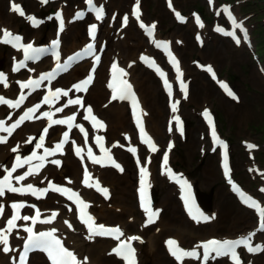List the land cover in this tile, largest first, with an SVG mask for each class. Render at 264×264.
<instances>
[{
	"label": "rangeland",
	"instance_id": "374dc122",
	"mask_svg": "<svg viewBox=\"0 0 264 264\" xmlns=\"http://www.w3.org/2000/svg\"><path fill=\"white\" fill-rule=\"evenodd\" d=\"M134 0H111V4L109 5L110 14L105 22V26L111 25L112 30L116 33L117 27L119 24V18L124 9H119L120 6L126 7L125 10H129L130 4ZM232 2L235 4L236 0H219V2ZM143 4H146L145 13L147 20H157L159 22V29L162 35H169L170 33H180L187 35V40L189 41L186 47L181 48L183 52V58L185 63L188 61L191 62V57L194 56V34L199 32L203 34L202 29H195L191 25L192 21L188 24L179 26L178 28L173 26L174 22L166 12V8L164 7L165 0H142ZM8 0H4L3 11L7 12L8 9ZM24 6L27 8L29 12L42 15L47 9H56L57 7H63L66 9L67 13H71L70 10L74 4H77L76 7L84 6L83 0H63L61 2L50 4L47 7H42L39 4L32 2H28L27 0L23 1ZM178 4V5H177ZM203 4L202 0H177V7L179 9L185 10L189 13L193 9H197L202 11L203 17L206 20L207 24H213L214 20L219 21V19L225 22L222 16L213 19V15L211 11L205 8V4ZM238 11V8L241 10V14L253 13V17L251 18V22L255 24V27L251 31L252 40L254 43V48L258 51V55L262 58V65L264 67V0H246L244 1L240 7H235ZM117 10V11H116ZM124 10V11H125ZM215 10V8H213ZM212 10V12H213ZM91 16H88L87 19L80 21V23L74 24L76 29L82 31V34L85 35L86 25L91 22ZM135 25H131L129 29L125 31L124 35H120L119 33L116 36L113 35V39L110 41L109 46L106 50H113V54L120 55L119 57L123 60L125 59L126 53L131 51L133 53L132 57H136L137 54L146 47L145 44H141L136 46L141 40L140 34L137 32ZM252 27V25H251ZM75 28V27H73ZM9 29H13L14 31L23 32L27 38L33 37L39 29H33L30 27L29 23L26 22L23 18H17L13 20V24L9 27ZM55 29V24L53 20H47L44 25L41 26V31L43 32H51ZM102 37L105 38L108 32L103 31ZM106 33V34H105ZM114 33V32H113ZM215 36V35H214ZM210 32L209 38L207 39V47L204 49V53H206L209 58L214 57L218 60V63L221 65H226L228 67H221V76H226L230 83L240 88L243 96L245 97L243 101L244 104L241 106H236L232 104V102H228L221 95H219V91L215 88L214 84L207 78L206 75L200 72H194L195 70H189L190 78L192 81V91L190 92V96L187 101H185L184 108L185 110L184 116L187 117L190 123H193V127L191 128V132L189 130L186 138H188V142L185 143L183 138H179L178 135L172 137V134L169 132V118L171 113L167 109L166 98L163 92L160 89L157 81L152 77L153 75L147 72L142 71L139 68V72L143 73L146 81V88L144 90V95L146 97L148 110H149V120L148 124L156 129L154 130L156 133L157 142L160 144L159 151L155 153V174H157V179L155 182H158L156 193V201L157 203H163L164 213H163V222L157 225L156 227L150 228L148 230L147 235L154 234L157 239V247L156 252L153 255H148L146 253H142V264H157V257L162 260V264H175L174 261L168 259L165 255V247L162 242L164 237L167 235H175V233H181L179 230V226L186 224L189 228V231L185 233L183 236L184 242L183 244L186 246H190L192 243L197 241L200 238H206L210 235H236L239 233H244L249 229L254 228L256 222V216H250L246 210L241 207L235 197L228 192L227 186L221 178L219 167L217 166L218 158L213 156H208L204 161L200 162L199 158V141L200 132H198L199 125L197 124V120L194 118V113L192 109L188 107V104L194 105L197 109L200 108L204 103L209 102L210 100L217 104L221 110V130L224 135H226L232 145H235L239 142L241 138H247L255 140L257 145L260 146L259 149L253 152V157L255 160L264 168V76L258 70V64L252 58V52L246 49H235L229 43H225V40L221 39L219 42H216V39ZM114 43V47L110 49V45ZM123 54H122V51ZM120 52V54L118 53ZM13 51L1 48L0 56L4 54L3 57H0V60L3 61V65L6 70H8L10 64V56ZM203 53V54H204ZM103 64L101 66L102 80L99 75V82L102 87H104L103 79L105 76V72L107 69V63L112 58L111 55L104 52ZM258 63V62H257ZM230 68V69H229ZM95 90H99L98 86L95 87ZM210 104V103H209ZM217 112L220 114V110L216 108ZM182 111V110H181ZM126 113V118H127ZM189 117V118H188ZM198 117V116H197ZM129 116L127 118V123H129ZM195 123V124H194ZM130 128L133 130V138L135 139L136 135L134 129L132 127L130 121ZM126 128H128L127 124H125ZM158 131H161L159 133ZM124 132V131H121ZM173 132V130L171 131ZM225 132H228L226 134ZM124 133H121L120 140H122ZM174 138L176 142L175 152L172 153L173 164L175 162L178 164L180 169L187 170L192 178H194L197 182V187L199 191H202L205 195L211 196L212 202V210L214 205H216L218 209V216L220 217V221H217L214 225H210L205 223V226L195 227L192 226L190 222L185 218L181 207L179 205V197L173 191L172 186L167 183V176L163 174V172L159 168V159L164 154V148L166 147V143L168 139ZM121 142H127L126 140H122ZM237 150H236V149ZM234 151L236 153L237 164L235 170V176L240 180L246 188L253 191L254 193L261 192L260 188L264 185V181L262 179V175L258 174L255 170H250L251 166H246V162H249V154L245 153L241 148L235 147ZM239 150V152H238ZM122 151V150H120ZM126 159L128 161L127 166H125V171L127 176L125 179H122L120 183V189L117 194L120 196H125V201L120 204L123 207V211L125 212L124 221L131 226H139L140 222L138 219L134 220L133 217L141 218L142 212L137 207L136 195H135V187L138 180V169L137 164L133 160V158L122 151ZM144 159L145 154L143 151ZM177 166V165H176ZM66 174V172H65ZM115 174V172H113ZM119 187V186H118ZM116 199H112V205L114 206V202ZM230 205L231 210H226V206ZM125 206V207H124ZM97 207V206H96ZM109 210H112L110 208ZM110 216V215H109ZM105 222L113 224L119 221L106 218ZM187 220V221H186ZM159 227V233L155 232V229ZM194 229L193 231L191 230ZM262 239H264V233L261 235ZM106 243V242H105ZM90 245V244H89ZM34 258V257H33ZM37 259L38 257L35 256ZM103 260L107 264H120L113 257H108L107 253L104 254ZM254 261H257V264L264 263V251L253 257H247L245 259V263L252 264ZM222 262V261H221ZM223 263V262H222Z\"/></svg>",
	"mask_w": 264,
	"mask_h": 264
},
{
	"label": "bare ground",
	"instance_id": "6f19581e",
	"mask_svg": "<svg viewBox=\"0 0 264 264\" xmlns=\"http://www.w3.org/2000/svg\"><path fill=\"white\" fill-rule=\"evenodd\" d=\"M0 2L2 5H4V0H0ZM1 4H0V28L7 30L8 27L6 25L9 26L13 24V20L16 19L17 15L15 12L10 10L11 8L9 6H8V11L4 12ZM110 4H111V1H110ZM72 21H75L74 15L67 16L66 14V16L64 17L63 29L62 30L56 29L52 31L50 34L46 35L45 37L48 40L55 39V38H61L62 52L64 54L71 53L77 50L78 48H81L84 45V43L88 40L87 35L86 34L83 35L81 30L76 29V26L72 24ZM102 21H103L102 22L103 24L105 21V18ZM201 25L204 26V21H202ZM119 29L121 31L119 34H123L124 31H122L120 25H119ZM116 34L117 33H113L110 29L108 33L106 34L105 38L102 41H100L99 44L101 45V44L106 43V46L108 47L110 41L113 39V35L116 36ZM42 35L43 34L41 33V30H38L36 34L34 35V38H39ZM98 39H99V36H98ZM144 40L145 39L142 36V41H140L136 46L144 44L145 43ZM113 47H114V43L110 45V49H112ZM106 51L109 55L113 53V50H110V51L106 50ZM125 53H126L125 59L127 60H124L125 62L124 64L128 68L127 76L129 80L135 85V88L137 92L139 93L140 98L142 99V109L146 116V121H147V118H149V114H148L149 111H148L146 97L143 93L144 90L148 88L145 85L147 79L145 78L143 73L139 72V68L144 72L147 71V73L149 72V70L145 66L139 63L138 58L136 60L137 63L134 62L130 64L129 60L131 61L133 60V57H132L133 53L131 51L129 52V50L128 52H125ZM122 54H123V51H122ZM20 57H21V51L20 50L15 51L14 60H18ZM90 65H91L90 60H85L81 63L75 64L69 72L65 73L62 77H60L58 80L54 82V87L62 86L67 89H73V87L77 84V82L89 72ZM100 67L99 69H101ZM42 68L43 66L41 62H39L32 66H28L26 72H14L12 70L11 71L12 73L9 72V74L12 75L14 72V76L12 75L13 79L11 82L8 83L9 84L8 90L9 91L14 90L13 89L14 84L16 83L19 84L23 78L29 77L30 75L40 73L41 71H43ZM5 76L6 78L8 77L7 74H5ZM100 76L102 80V74ZM99 84H100L99 77H97L94 81V84L90 87L88 93L85 95V102L94 108L95 113L100 114L104 118L105 134H106V140L108 142V145L111 147L113 151L117 152L116 143L119 141L121 133H124L126 135L124 137L130 142L129 144L130 145L135 144L137 151L140 154L141 147L134 142L131 136L132 130L129 125L130 123H127V118H126V113L128 109L127 105L123 101H120V100H115L113 102L109 101L110 95L109 93H107V89L104 90V88L102 87V84L101 85ZM97 86L99 90H95V87ZM1 89L2 88L0 87V90ZM70 111L75 113L77 109L72 108ZM42 123L43 122L41 121H35V120L29 123L26 122V124H24L20 129L15 131L12 136L9 137L6 144L0 146V170H5L7 168L10 171L11 164L9 162L16 155V153L18 152V149L26 146L27 144L33 143L37 139L42 137L43 135V131L41 130ZM125 124H127L128 128H126ZM47 129H48L47 134L43 135L42 146L38 147V145L41 144V140H40L35 146H33V148L42 149L45 145V142L54 137V131H55L54 128L49 129L47 127ZM148 129H150L151 132L156 136V133L154 131L156 129L150 126ZM121 131H124V132H121ZM158 132L161 133V131H158ZM30 138H34V139H31V142H29ZM13 148H16L15 152L12 151ZM118 153H119L118 158L120 159L123 166L124 167L127 166L128 161L126 159L125 154H123L120 151H118ZM63 154H64L62 157L63 162L61 161L59 167L48 165L44 170H42L38 174L31 176L29 178V181L35 183L39 189L48 188L49 184L53 182L55 179H65V180L69 179L71 181L72 186L78 185L79 181H81V178H82V170L80 166H78V164L74 162L73 158L67 157L66 150L65 152H63ZM152 156L153 155H151L150 153L148 154V157H152ZM123 166H122V169H123ZM139 166L140 167H138V169L140 170L141 167L143 166V163L140 162ZM154 166L155 164L149 165V171L151 173L150 174V187H153L155 180H158L157 174H155L154 172ZM93 169H94L93 170L94 179L101 181L109 188L110 192L112 191L111 193H109V198L113 197L114 199H116V201L114 202L115 205L109 206L107 202L105 201V199H103L102 196H101L102 198L98 196L97 193L93 189L83 188L85 194L88 196V198L90 199L92 203L91 206L97 203L98 211L96 215L98 218V222L101 224L108 225L109 223L104 222V220H107L106 219L107 217L109 220L114 219V220L119 221L125 230V234L123 238L128 239L129 237L140 235L141 239L135 240L138 246V253L140 249H143L149 255L154 254L156 247H157L158 238L156 236H149V237L147 236V238H145L148 230L145 229V227L142 225V222H147L148 215L144 211V209L142 208L144 212V219L143 220H141L142 218L140 219L141 221H140L139 227H134V226H131L130 224L128 225L127 222L124 221V218H125L124 216L126 213L122 212L123 207L120 206V204L123 203V201H125V196H120V194H117V193L119 192L118 189H120V183L122 182V179H125V177L127 176L126 171H123V173L119 175L117 173L113 174V170L108 169V168L93 167ZM163 172L165 173V169H163ZM155 184H158V182H156ZM139 186H140V180L138 184V190H139ZM173 186H174L173 191L176 192V194L179 196L180 192H179L178 187L175 184H173ZM16 198H19V197L16 195L10 194L8 192H5V194L2 197H0V206L3 207V215L0 216V229L5 226L6 220L8 217L9 207ZM20 198L27 203L37 202L39 204V208H40L39 219L40 220H44L46 217H50L52 212L58 213V215L56 216L53 222L51 223L38 222V224H41V227H52L58 233H60L64 237L66 244H68L69 246L77 250L83 262L85 261V258H86V264H107L103 260V258H104V254L107 251L109 253V249H110L109 244L112 243V241L107 239V242H106L104 241L105 238H96V237L88 239L87 238L88 236L83 232V230L80 228V225L77 224V222L75 221L74 211L66 200L50 192H47L43 197H40V198H37L34 196H20ZM110 208H112V210H109ZM226 210H231V206L227 205ZM251 211L252 210L250 211L246 210V212L248 214L250 213V216L252 217ZM252 212L253 214H255L254 211ZM217 214L219 213H211L210 215V221H212L214 224L217 221H220V217H219L220 214L218 218L215 217L217 216ZM161 218H162V215H161ZM161 218L159 214V217L157 218V220L159 219L161 220ZM65 220H67L72 225L71 228H69L68 225L64 223ZM183 224L184 225L180 224L179 226V230L181 231L182 235L180 233H178V235L181 238L177 237L181 241H184L183 236L185 235V233L189 231V228L186 226V224L185 223ZM191 230L193 231L194 229L191 228ZM7 235H10V238H11L10 245H11L12 251L4 252L3 251L4 245L0 244V264H13L14 260L17 257V253L20 249V246H21L20 241L22 239V233L20 231H14ZM257 235L259 238L260 232L257 233ZM87 239L93 242V244L89 245L88 248H86L85 246ZM143 250L142 252H144ZM109 256H110V253H109ZM161 261L162 260H160V258L157 257L156 263L162 264ZM218 261L211 260L208 262V264H218L219 263ZM28 264H46V263L41 260V256H40L35 260L30 259ZM166 264H169V262H167ZM184 264H195V262L186 260L184 261ZM223 264H232V263H228L224 261ZM243 264H245V262ZM252 264H257V261H254Z\"/></svg>",
	"mask_w": 264,
	"mask_h": 264
},
{
	"label": "snow or ice",
	"instance_id": "6c2138e0",
	"mask_svg": "<svg viewBox=\"0 0 264 264\" xmlns=\"http://www.w3.org/2000/svg\"><path fill=\"white\" fill-rule=\"evenodd\" d=\"M48 0H41V3H47ZM88 6H89V10L95 9L96 11V16L97 19H101L102 15H103V8L102 6L99 8H96L95 5L93 4V0H86ZM11 11L18 13L20 16H25L26 14L24 13V11L22 10V8L18 5H16L14 2L11 4ZM225 11H227V9H225ZM177 16L179 17V14H177ZM83 17V13L82 12H77L76 13V18H82ZM32 24L34 27L38 26L39 23H41V21H38L35 17H31V16H27L26 17ZM57 18L61 21L60 27L61 30L63 29V19L61 14H57ZM137 19H139V9L137 8ZM198 19V18H197ZM127 16H125L123 18V22L126 25L127 24ZM202 26V25H201ZM141 27H144L143 24H141ZM153 28L155 27L154 25L152 26ZM95 25L91 26V32L94 34L95 33ZM219 30V29H218ZM0 32H2L3 38L0 39V43H10L15 41V43L13 44L14 47H18V48H23V51L25 53V59H29L32 58L29 56L30 52H37L40 51L39 49H34L32 47L31 44H28L27 46H24L20 43L21 41V37L19 36H14L11 32H9L6 29H0ZM239 41H237L238 43ZM92 45L89 44L86 49L84 50L85 53L92 51ZM166 47V45H165ZM81 56V53H77L74 57H70V60H75L78 57ZM147 60V58H142ZM96 61H99V57H96ZM24 64L20 63L17 64L16 67L14 68L15 70H19L20 67H23ZM154 66V65H153ZM58 70L61 69L60 65H57ZM113 70H116V66L113 65ZM157 72L160 73L161 76H163L164 74L162 72H160V70L157 68L156 69ZM209 72H211V68L209 67L207 69ZM121 74H125L123 73V70H120ZM177 71H179V69L177 68ZM94 72V69H93ZM56 73L55 72H49L46 74H41L40 78L38 80H32L29 79L27 82L25 83H21L20 87L21 89H26V88H31L32 90H35V88L39 87L40 83L44 80H48L49 82L51 81V79L54 77ZM214 76V74H213ZM92 76L90 75L86 80H84L83 82L76 84L74 87L77 91H87V86L91 83L92 81ZM215 78V77H214ZM7 78L3 73H0V83H3L5 87H7ZM165 84L167 85V80H165ZM122 85L123 87L121 89H116L113 88V96L112 99H123L125 98L126 94H130L132 95L133 99H134V94L131 93V85L127 83V81H122ZM222 87L225 88V91L228 93V95L232 96L233 93L227 89L226 85H221ZM109 87H113L112 85H109ZM170 88V86H168ZM117 92H119V95L117 94ZM53 96L55 97H59L60 95H64L67 96L68 92H61L60 90H57L55 93H52ZM235 98V97H233ZM26 99L23 91L20 94V98L17 101H12V100H8L5 99L4 97L0 96V104H6L8 105L10 108H17L19 107V105L23 102V100ZM49 97L45 96L44 97V103H49ZM70 105H76L79 104L81 106L82 102L79 98L74 99V100H69L67 102ZM39 108V105L30 108L28 110V112L22 116L20 118V121H18L17 123H14L11 127H5V121H0V131H4L7 132L9 135H11L12 131L19 126V123H22L25 119H31L32 116L31 114L34 113L37 109ZM176 108L175 106H173V111H175ZM57 111H63V109H57ZM88 113L91 114V108L87 109ZM51 115L48 112L43 113V117H47L50 121L49 123V127L52 124H67L69 127V130L71 129V127L73 126V121L75 120V116H69L67 117L65 120H52L51 119ZM206 118H209V123L211 124V119L209 116V113L206 111L204 113ZM11 117H9L10 119ZM89 117H85V119H88ZM93 123L95 126H98L99 128H103L104 124L97 120L94 116L91 117ZM178 121V118H177ZM140 122L138 121V124ZM76 127H78L80 129V131L82 133H84L85 135V142H87V133L85 132V130L83 129L82 126L80 125H75ZM47 127L44 128L43 130V135L47 134ZM141 132L143 133V127L141 125ZM43 135L41 137V144L38 145V147L42 146V142H43ZM146 135V134H145ZM213 135L215 136V131L213 129ZM31 139L34 138H30L29 142H31ZM63 140L66 142L68 140V133L65 132L63 134ZM98 142L100 140V138H97ZM7 142V138L4 136H0V143H6ZM148 142H149V146L151 148L152 151H156L157 149L155 148V145L151 144L150 142V138H148ZM217 142H220L217 138ZM73 143H75L73 141ZM222 143V142H220ZM254 147L253 145H249V148ZM63 148V143H59L55 146L56 151H62ZM169 148H171V145L169 146ZM226 148V145H225ZM130 151H132L133 153H135V149H129ZM12 151H16V148H13ZM82 149L77 148L76 149V154L80 155ZM55 153L53 151H50L48 149H45V155H54ZM89 157L91 159H93L94 163H99L100 161H97L91 153V149H89ZM33 158H37L40 159L41 161H43L44 157H36L35 153H33ZM31 159L29 158L28 163H31ZM109 159L111 160V157L109 156ZM167 155H165L164 157V164L167 165ZM17 160V165H15L10 171H7V176L3 179L0 180V197H2L5 194V189H7L8 191L11 192H19L20 194H25V193H31L33 195H36L37 198L43 197L49 190L55 191V192H59L62 195L67 194L70 192V190L56 186V185H52L49 184L48 188H44V189H37L34 188L31 184L27 186V188H16L12 186L11 183V177H12V173L16 171V167L22 166V163L20 161V157H16ZM53 164L59 165L60 161L59 160H53L51 161ZM150 162V161H149ZM139 163V161H138ZM112 165L114 167H116L118 170L123 171L122 167L115 163V161H112ZM103 166V165H102ZM43 167V163L38 164L35 166V168L30 167L28 172H26L24 175L21 176H17L15 179L17 180V182L19 181H23L28 175H34L37 174L39 171V168ZM225 175H228V166H227V158L225 157ZM168 174L170 176V178L172 179H176L178 183H181L182 187H185L186 189V194L184 197H182V199H184L185 202V207L188 210V214L189 216L196 221L197 223H200L201 220L207 222L209 220V217L204 216L203 213H200L198 209H196L195 211H193L195 204H194V200L191 196V185L188 184L187 181H181L179 178L175 177L174 174L171 173V170H168ZM148 175L146 168H141V207L144 209V211L147 213L148 215V220L147 223L151 224L154 223L155 220L159 217V210L156 211H152L149 207H147L145 205V201H144V194H143V189H144V178ZM89 174L87 173V170L85 169V185L88 187H92L95 186L97 191H100L105 198H108L109 193H108V189L107 188H102L99 185V182L96 181L95 185L90 184L89 182ZM69 183H71V181H69ZM229 183L232 184L233 190L240 192V189L232 183L231 179L229 178ZM262 192H264V188L261 189ZM243 202L246 203L249 207L255 208L259 214L260 217V230L264 231V208H261L260 205L252 200L251 197H247L245 196L243 193H241ZM75 198V199H74ZM68 199H74V202H76L78 204V206H81V215L78 217L80 219V222L82 224H84L89 232V236L87 238L91 239L93 235H105V234H109V235H113L114 239L119 240L121 236H123V232L121 229H119V227L116 228H106L104 225H96L95 223V218L92 217L91 215L86 214L85 212H83V209L88 208L90 205L85 203L82 199L79 198V194L78 193H71L70 195H68ZM11 207L15 210V214L7 220V228L6 229H0V244L4 245L3 251L4 252H9L12 251V249L8 246V239H7V234H10L11 230L16 226L15 222L17 221V219H23L25 221L28 220H32L33 225H35L36 222H40V223H51L55 220L56 216L58 215L57 212H52L51 216L44 219V220H40V212L39 209L36 210V215L34 217H30V216H23L20 217L19 215V209H21L22 207H24L23 204H12ZM71 210V209H70ZM3 215V207L0 206V216ZM65 224L68 225L69 228L72 227V225L65 220L64 221ZM24 231L29 233V237H28V242L27 244L24 245V255L21 257V264H27V253L30 249V247L35 250L36 248H39L42 251H45L48 254L49 259L52 261V264H80L79 261H77L75 255L68 251L66 248H64V246L62 245L61 241L59 239L56 238L55 236V229H52L50 231L47 232H40L38 235L33 231V227H25ZM255 235V232L250 233L249 236L247 238H241L239 240L236 241H230V240H225L223 242H220L218 240H212L209 241L207 243H203V244H199L196 247L197 248H203L204 249V254H203V260H204V264H207L208 258L210 256L211 253H215L216 256H221V255H229V253L231 254V259L233 261V264H241L239 256L237 255L235 248L240 246V245H244L248 251L250 252H255V251H264V246H261L259 248H254L251 246V244L249 243L250 239L252 236ZM139 237H129L128 241L131 240H139ZM128 241H124L122 242L118 248L114 249L113 251L116 252L117 255H122L123 258L125 260L128 261V264H135V259H134V253L135 250L132 248L131 244L128 243ZM167 245L169 248L170 253L178 260V261H182L183 257H192L195 259H200V254L198 252H196L195 250L193 251H185L184 249L179 247V244L177 241L175 240H168L167 241ZM122 250H126V254L122 251ZM84 264H86V258L84 261Z\"/></svg>",
	"mask_w": 264,
	"mask_h": 264
}]
</instances>
